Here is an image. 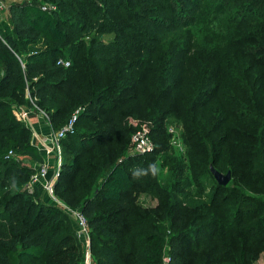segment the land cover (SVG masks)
Segmentation results:
<instances>
[{
	"label": "trees",
	"instance_id": "16d2710c",
	"mask_svg": "<svg viewBox=\"0 0 264 264\" xmlns=\"http://www.w3.org/2000/svg\"><path fill=\"white\" fill-rule=\"evenodd\" d=\"M148 1L133 0L126 5L132 20H127L129 28L124 31L123 19L110 16L105 0H8V15L0 20V94L10 90L15 99H0V264L85 263L73 217L45 201L40 185L27 188L45 159L31 129L13 112L21 104L43 110L53 131L80 111L73 131L60 139L61 165L54 193L63 204L84 215L91 264H163L164 258L168 264H254L244 249L233 260L226 256L230 243L223 236L236 230L243 236L254 235L258 249L264 251V215L237 226L243 218L237 214L264 205V201L248 203L246 197H240L237 207L223 208L215 188L230 181L220 185L210 172L228 142L224 133L230 119L237 124L248 122L245 128L255 140L252 164L264 169V0H212L210 11L201 10L206 0H179L195 7L194 13L202 11L200 16L182 13L171 0L169 15L164 16L167 0H157V6L147 5ZM113 4V12L124 17L121 5L118 9ZM201 22L207 32H192V26ZM156 28L158 32L185 33L171 43L157 34L149 49L130 43L129 35H151ZM95 32H111L114 39H98ZM127 41L131 51L153 56L154 60H147L152 65L146 66L157 71L144 108L150 110L147 117L155 144L146 154L129 153L133 131L127 129L124 117L127 104L147 98L142 94L148 70L139 66L138 76L136 61L118 65L126 59L122 52ZM65 54L72 61L64 59ZM59 59L70 66L58 65ZM124 70L131 71L130 75H124ZM186 72L193 80L185 84ZM170 114H177L193 142L191 149L197 150L191 152L190 166H198L201 173L191 176L192 181L202 192L207 189L202 179L204 164L198 158L210 157L209 173L216 187L201 194L204 201L191 207H177L172 201L168 206L145 207L139 202V192L156 199L164 192L149 162L161 151L157 138ZM115 136H129L126 149L115 143L114 155L103 153ZM9 151L13 154L6 158ZM19 157L32 163L24 165ZM168 158L158 157L171 171L174 157L170 156L173 164Z\"/></svg>",
	"mask_w": 264,
	"mask_h": 264
},
{
	"label": "rangeland",
	"instance_id": "374dc122",
	"mask_svg": "<svg viewBox=\"0 0 264 264\" xmlns=\"http://www.w3.org/2000/svg\"><path fill=\"white\" fill-rule=\"evenodd\" d=\"M85 0H82V2ZM108 5V12L110 16L114 18H120L123 19V29L124 31L129 28V26L126 25L127 20L131 21L132 16L130 13H128L125 10L126 5H131L133 0H105ZM139 1V0H137ZM157 0H149L147 2V5H158ZM173 1V5L177 6L176 8H181V12L184 13L186 11V15L189 13L191 15L195 16H200L201 12L208 8V11L212 9L213 4L210 6L212 0H206L205 3L202 5L201 10L202 11H197L195 12V7H190V5H187L184 1H179L176 3V0H171ZM82 2L80 3L81 6H83ZM117 4V8L119 9L121 5V12H123L124 17L120 16V12H113L115 9V4ZM171 2L167 0L166 7L165 9H168V12H164L162 15L167 16L169 15V10L171 9L170 6ZM91 6V5H90ZM89 6V7H90ZM6 10V9H5ZM2 11L0 12V20L5 19L8 15L7 11ZM227 15V12H224L223 17ZM72 21H75L77 23H80L79 19L74 16H70L69 19ZM186 16H184V20ZM223 19V18H222ZM168 22H172V19H168ZM174 25V22L171 23ZM192 32L196 31H205L207 32V28L204 26V24L201 22L198 25L192 26ZM109 30V26L106 27L104 31ZM160 29L156 28L153 30L151 35L149 34H139V37L137 36V33L132 37L129 35L130 38V43L131 42H137L139 43V47H143L145 49H149L151 47V42L152 39L154 41L155 36L157 34L162 35V37L166 38L165 42L167 43L168 41L174 42L175 37L179 35H184L185 30H179V31H171L169 33L166 32H158ZM95 37L98 39H102L104 41H112L114 39V34L111 32H103V33H94ZM123 36V35H122ZM121 36V37H122ZM127 37V36H126ZM86 40H88L90 37L85 36ZM164 43L159 45V50L162 49ZM132 46L128 43L125 46V51H123V55H126V59H122L118 65L120 66H126L128 63L131 61H136L134 62L135 66L134 70L138 71V76H139V66H144L146 67V70H148L147 77L145 78V85L143 89V94L142 96L147 97L145 101L139 102V99L137 101H132L131 103L127 104L128 105V110L125 113V121H127V129L129 131H133L138 128L142 124H150V120L147 116H149L150 110L144 109L146 108V104L149 102V98L152 95V86L155 84V76L157 75V71L153 73L151 70L152 65L151 62H147L149 59H153L154 57H149L146 51L142 52H137V51H131ZM141 51V50H140ZM64 59H69L72 61V58L70 55L65 54L63 55ZM139 59H144V60H139ZM146 59V60H145ZM149 63L148 66H146ZM117 65V63H116ZM183 65L187 66L188 63L184 62ZM133 70V71H134ZM124 75L129 76L131 71L129 70H124ZM193 80V76L188 74L183 75V81L186 84L187 82H191ZM105 86V83H103ZM29 92L28 89L26 90V96L27 98L29 97ZM0 99L2 100H14L15 97L8 90V92L0 94ZM263 104H264V98H263ZM18 108L22 109H28L31 108L34 110V113L38 112L39 114L42 115L43 110H39L36 105H32L29 107V105L26 104H21L17 106ZM45 113V112H44ZM1 111H0V118H1ZM43 116V115H42ZM147 117V118H144ZM46 121L48 122L49 126V118H46ZM164 125L162 127V134L157 138L158 145L160 146V152L155 155V158L151 159L149 162V165L153 167L155 171V175L157 177L158 181V186L160 189L164 190L161 199H156V197H151L149 193L141 191L139 192V202L144 205L145 207H154L155 205H160V206H168V204L174 203V206L176 205L179 207V205H191L197 203H202L204 201L205 196H201V194H208L216 187V182L214 181L213 177L209 173V165L210 163V157L206 160L204 157H199L198 162L201 163V165L204 164V170H205V175L203 173L202 179L203 181L206 180V182L203 184V186H206L207 189L202 192L197 185L196 182L192 181L191 176L193 175H198V173H201V169L191 167L190 166V161H191V152L195 153L197 150H192L191 145L193 142L192 140L189 139V136L186 132L185 129H183L181 125V121L179 120V117L177 114H170L168 115L165 120H164ZM247 121V120H246ZM25 123V122H23ZM248 124V122L245 124V122H240L237 124L235 121L232 119L228 120L226 122L227 125V131L224 133V135L228 138L224 141L226 144L221 148V153H220V161L215 162L214 166L215 168L222 172L223 174H226L228 171H231L232 173V178L230 182L227 184V186L222 187L220 189L215 188V191L218 195V201L222 204L221 206L223 208H235L237 205H239V200L241 198H245V201L248 203L256 202V201H264V169L263 170H258L256 169L253 164H252V156H253V149L252 144L255 142L253 140V134L250 130L246 129L245 126ZM1 127V124H0ZM51 128V126H50ZM151 129V126H150ZM132 132V133H133ZM164 132V133H163ZM131 133V134H132ZM128 139L129 136L124 139L123 137L115 136L110 143V145L103 149L104 152H110L111 154L114 155L115 152H113V149L115 148L114 145L115 143L119 145L121 143L122 146H120L121 149H126L128 145ZM38 144V142H36ZM39 145V144H38ZM118 148V147H117ZM129 148H130V141H129ZM62 150V148H61ZM106 152V153H107ZM53 154L51 155V159L49 161V169H50V176L55 175V173L58 171V163L56 159V151L54 150L52 152ZM130 153V152H129ZM192 153V154H193ZM263 158H264V150L262 152ZM159 155H166L168 158V162L170 164H173L171 157H174V167L171 171L167 170V167L161 164V160L158 159ZM17 157V156H16ZM87 156H84V159ZM18 160L23 163L24 165L31 164L32 162L25 158V157H19ZM206 160V162H205ZM205 162V163H204ZM38 166V165H37ZM184 180H187V182H184ZM138 183V182H137ZM141 181L139 180V184ZM185 184L189 185L188 187H185ZM201 197V198H200ZM203 200V201H202ZM208 200V197L205 199ZM264 203V202H263ZM221 216V214H218ZM264 215V205H258V206H250L246 210L245 213L240 212L237 214V217L242 218V222L240 224H237L238 227H241L243 223L247 222L248 219L257 218L258 216ZM205 236V235H202ZM197 238V235L193 236L192 239L189 240L188 245L186 246L187 248H191V244L194 242V240ZM223 238L225 241H228L230 243L229 250L226 252V256H229L231 260L234 259V257H238L239 252L241 249L246 250V253L250 255V258H252V261L254 264H264V251L260 252L258 249L257 243H256V238H254V235L251 236H243L239 234V231L236 230L235 232L227 235L224 234Z\"/></svg>",
	"mask_w": 264,
	"mask_h": 264
},
{
	"label": "built area",
	"instance_id": "2783aa9c",
	"mask_svg": "<svg viewBox=\"0 0 264 264\" xmlns=\"http://www.w3.org/2000/svg\"><path fill=\"white\" fill-rule=\"evenodd\" d=\"M8 0H0V12L4 11L7 7ZM58 65L69 67L70 63L68 61L59 59L57 61ZM16 118L23 122H28V113L26 110L22 108H14L13 110ZM79 109L72 115L68 123L62 127L58 131H51L50 141L47 143L45 140L40 141V145L47 154L50 152L56 151V159L58 163V167L61 165V146L60 139L63 138L67 133L72 132L74 129V122L76 121L77 114ZM42 115L47 118L44 112ZM151 129L148 124H142L138 128L134 130L131 134L130 138V148L129 152L131 154H146L150 153L154 150L155 144L151 138ZM13 153L9 151L6 155V158L11 156ZM49 165L47 163H43L38 166L35 173H33L30 177L29 182L27 183V188L32 190L36 185H40L42 189L45 191L46 195L50 199L51 203H54L64 210H66L76 221L77 223V236L84 241H87V246L89 245V234H88V224L84 217V215L77 209H72L65 204H63L54 193V182L58 175V171L55 175H51L48 177ZM59 170V169H58ZM85 264H90V256L86 255ZM163 264H168V258L163 259Z\"/></svg>",
	"mask_w": 264,
	"mask_h": 264
},
{
	"label": "crops",
	"instance_id": "0c3cea01",
	"mask_svg": "<svg viewBox=\"0 0 264 264\" xmlns=\"http://www.w3.org/2000/svg\"><path fill=\"white\" fill-rule=\"evenodd\" d=\"M25 110L28 113V122H25V124L32 131L33 141L34 142H38L39 149H40L41 153L43 152L42 153L43 159H45L44 163H47V165H49V161H50L51 155L53 153L49 152L47 154L45 151H43L42 150L43 148L40 145V141L45 140L47 143H49L52 129L50 128V126H49V124L46 121L44 116H42L38 112L34 113V110H32L31 108H28V109H25ZM42 198L45 201L51 202L50 199L48 198V196L46 197V195H44L43 193H42ZM81 242H83V246H84V250H85V258H86V255L89 254V256H90V264H91L90 242H89L88 246L86 244L87 241H84L83 238H82Z\"/></svg>",
	"mask_w": 264,
	"mask_h": 264
},
{
	"label": "water",
	"instance_id": "95a60500",
	"mask_svg": "<svg viewBox=\"0 0 264 264\" xmlns=\"http://www.w3.org/2000/svg\"><path fill=\"white\" fill-rule=\"evenodd\" d=\"M210 172L213 175L216 182L220 185H226L231 179L230 172L223 174L217 171L213 166H210Z\"/></svg>",
	"mask_w": 264,
	"mask_h": 264
}]
</instances>
